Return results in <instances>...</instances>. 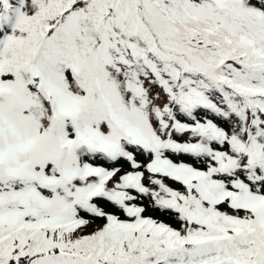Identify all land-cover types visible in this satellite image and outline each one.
<instances>
[{
    "label": "snow or ice",
    "instance_id": "obj_1",
    "mask_svg": "<svg viewBox=\"0 0 264 264\" xmlns=\"http://www.w3.org/2000/svg\"><path fill=\"white\" fill-rule=\"evenodd\" d=\"M0 264H264V0H0Z\"/></svg>",
    "mask_w": 264,
    "mask_h": 264
}]
</instances>
